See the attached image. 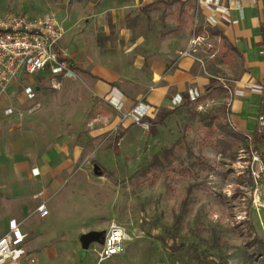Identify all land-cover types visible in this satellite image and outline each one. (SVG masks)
Listing matches in <instances>:
<instances>
[{
    "label": "rangeland",
    "instance_id": "374dc122",
    "mask_svg": "<svg viewBox=\"0 0 264 264\" xmlns=\"http://www.w3.org/2000/svg\"><path fill=\"white\" fill-rule=\"evenodd\" d=\"M196 8L197 0H0V14L54 12L65 32L62 47L81 67L77 79H62L60 86L46 69L25 75L24 82L39 81L34 100L20 96L17 83L0 90V226L16 215L27 246L44 249L35 250L36 264H264L255 249L258 237L264 239V209H255L248 196V140L236 157L212 142L228 120L231 93L223 82L231 88L243 60L213 34L219 28L201 13L196 17ZM194 34L201 36L198 50L183 56ZM186 57L212 90L176 107L156 135L123 119L92 89L102 80L93 73L99 66L117 71L115 91L131 101L146 99L154 87L152 60L173 73ZM10 105L15 111L6 116ZM196 112L217 116L213 132ZM256 147L264 157V143ZM16 162L45 165L48 174L66 179L49 193V214L33 205L13 208L34 187ZM112 223L124 226L130 239L123 254L99 261ZM93 232L101 235L85 248L82 236Z\"/></svg>",
    "mask_w": 264,
    "mask_h": 264
},
{
    "label": "built area",
    "instance_id": "2783aa9c",
    "mask_svg": "<svg viewBox=\"0 0 264 264\" xmlns=\"http://www.w3.org/2000/svg\"><path fill=\"white\" fill-rule=\"evenodd\" d=\"M245 0H197L196 17L201 13L207 25L221 29L226 24L238 25L245 18ZM64 29L54 12H45L31 18L26 14L8 11L0 14V90L2 93L14 83L20 74L34 76L47 70L56 86L62 79H77L79 77L69 53L62 47ZM201 36L193 35L189 47L183 56H191L196 52ZM263 52V51H262ZM224 86L230 90L225 82ZM28 100H34L37 92L32 84L24 87ZM204 94L199 86H191L187 90L188 98L197 101ZM184 95L175 94L174 107L183 104ZM123 119L150 128L149 118L154 112L153 107L145 101H139L127 107L124 100L114 105ZM12 107L5 109V114L11 115ZM264 131V113L258 116L257 133ZM254 135L247 134L249 144V159L247 170L249 178L250 202L255 209H264V157L255 146ZM34 175L40 174L39 168L32 169ZM42 216L48 214L45 202L37 207ZM28 234L22 230L17 218L8 220L7 228L0 234V264H29L37 263V254L27 246ZM130 239L127 229L112 223L105 235L101 250L98 252L99 261L123 254L127 241Z\"/></svg>",
    "mask_w": 264,
    "mask_h": 264
},
{
    "label": "crops",
    "instance_id": "0c3cea01",
    "mask_svg": "<svg viewBox=\"0 0 264 264\" xmlns=\"http://www.w3.org/2000/svg\"><path fill=\"white\" fill-rule=\"evenodd\" d=\"M245 1V18L243 22L238 25L226 24V26H223L220 30L225 34L227 42L233 47L232 49H236V52L243 60V69L241 70L240 75L234 78L231 85L232 94L226 104L227 118L235 130L245 134L255 135L258 129V116L264 113V0ZM58 19L60 18L58 17ZM63 39L61 42L62 46H64ZM76 51H81V49L75 50L74 48V52ZM70 55L71 59H73L74 67L80 76L81 67L74 61L71 52ZM192 66L193 60L190 57L181 58L180 61H178V67L175 68V71H173V73H166V64L159 63L156 59H153L151 62V69L153 71L152 81L154 87L148 93L146 99H140L138 101H131L129 98L126 96L124 97L120 92L113 89L112 83L119 78V75L117 71H113L109 68L103 69L99 66L93 68V73L99 75L102 80L95 81L92 85V89L96 95L107 99L108 103L115 111L117 110L114 105L120 100H124L127 107L142 100L148 102L153 107L154 112L152 113L151 119H154L161 107L171 109L174 107L173 97L175 94H187V90L191 86H199L205 92V85L208 84V79L196 76L193 71H191ZM25 75L26 74H20L14 83H17V85L21 87V93L19 95L27 99L24 94V87L28 84H32L37 92V84L39 81L34 79L32 82H24L23 77ZM51 79L52 76L49 80ZM161 79H164L166 83H161ZM40 80L43 81V79ZM172 90L175 92L173 95L169 96V93ZM9 107L14 108L12 105ZM4 115L9 116L5 114V109ZM16 163L17 168L25 171L24 174L26 178H30L31 181H33L34 187L30 192L29 189L27 190L26 196L17 197L16 206L13 208H23L25 211L27 206L29 207L33 205L38 207L43 202L47 204V202L52 199L51 197L53 194L50 195L51 192H54L52 190L60 187L59 179H64V177L57 174H52L51 176L48 174L49 171L45 165L30 166L25 165L22 162ZM34 168H39L40 175L38 174L35 176L31 172V169ZM64 181H66V179H64ZM10 218L17 217L13 214L10 216L8 215L5 226H0V232L6 230ZM104 223L105 221L97 222L95 228H102ZM81 231H83L82 228L79 232L81 233ZM49 246L51 245L46 244L44 247ZM36 248L38 250H35L39 253H43V248ZM29 249L35 252V250L30 247Z\"/></svg>",
    "mask_w": 264,
    "mask_h": 264
},
{
    "label": "trees",
    "instance_id": "16d2710c",
    "mask_svg": "<svg viewBox=\"0 0 264 264\" xmlns=\"http://www.w3.org/2000/svg\"><path fill=\"white\" fill-rule=\"evenodd\" d=\"M213 34H215V35L218 34V35L222 36V38L226 39L225 34L223 32L218 31V30H216ZM206 90L208 92H211L212 87L209 86L206 88ZM184 98H185V101L182 105H186L190 102H196V101H191L188 98L187 94H184ZM178 106H175L172 109H169V108L159 109L157 116L154 119H151V118L149 119L150 129L155 135L158 133L157 125L162 123L167 116H169L173 112L177 111L176 107H178ZM196 113H197V116H199V118L201 119V121H203L205 127L210 132H213L214 131L213 121L217 120V116H211V115L203 113V112H196ZM222 127H223V129L222 130L219 129V132L217 133V136L215 137V141H212V142L216 143L215 147L217 146L223 152H228V150L231 149V151L233 152V155L236 157L237 153L240 149L241 143L243 141L247 140V134L235 130V128L232 126V124L229 120H226L225 124H223ZM117 138H120V134L117 136ZM253 142H254L255 146H259L260 144H263L264 143V131L261 133H256L254 135ZM168 153H170V150H164L162 152V154H164V155H166ZM158 158H159V156H155V159H158ZM187 206H188V201H185L183 203L182 209L187 210ZM255 242H257V245H255V249L258 253L257 255L264 257V239L258 237V240H256Z\"/></svg>",
    "mask_w": 264,
    "mask_h": 264
},
{
    "label": "water",
    "instance_id": "95a60500",
    "mask_svg": "<svg viewBox=\"0 0 264 264\" xmlns=\"http://www.w3.org/2000/svg\"><path fill=\"white\" fill-rule=\"evenodd\" d=\"M99 235H101L100 232H93V233H89V234H85V235H83V236H82V240H83V242H84V243H83V246H84L85 248H87L91 242H93V241H95V240L98 241ZM104 238H105V236H104ZM104 238H103V240H102V244H103V242H104Z\"/></svg>",
    "mask_w": 264,
    "mask_h": 264
}]
</instances>
